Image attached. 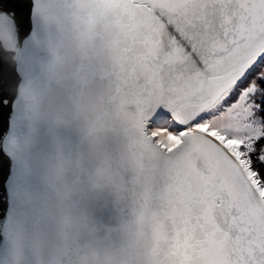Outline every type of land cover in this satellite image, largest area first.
I'll return each instance as SVG.
<instances>
[{
	"label": "snow or ice",
	"instance_id": "6c2138e0",
	"mask_svg": "<svg viewBox=\"0 0 264 264\" xmlns=\"http://www.w3.org/2000/svg\"><path fill=\"white\" fill-rule=\"evenodd\" d=\"M133 2L151 26L113 86L148 152L156 264H264V0ZM35 8L0 0V40Z\"/></svg>",
	"mask_w": 264,
	"mask_h": 264
},
{
	"label": "clouds",
	"instance_id": "9594fccd",
	"mask_svg": "<svg viewBox=\"0 0 264 264\" xmlns=\"http://www.w3.org/2000/svg\"><path fill=\"white\" fill-rule=\"evenodd\" d=\"M86 47L85 43L79 52L71 46L57 49L46 64H39L36 55L25 50L13 55L22 71L26 66L36 69L17 91L22 128L10 143L17 170L32 185L15 190L14 200L22 223L36 227L32 232L21 228L14 233L12 264H20L21 254L30 256L34 264H63L65 250L71 253L70 264H140L144 254L145 245L132 229H123L128 243L116 247L92 233L88 223L91 206L125 200L126 169L136 170L137 183L145 174L142 161L148 152L131 139L130 119L120 106L106 112L100 100L88 101L77 119L80 101L75 95L60 93L54 106L49 98L65 85L74 56ZM64 131H71L79 143H73ZM44 133L47 144L42 146ZM116 136L130 141L126 152L107 147ZM69 201L80 205L69 210Z\"/></svg>",
	"mask_w": 264,
	"mask_h": 264
},
{
	"label": "water",
	"instance_id": "95a60500",
	"mask_svg": "<svg viewBox=\"0 0 264 264\" xmlns=\"http://www.w3.org/2000/svg\"><path fill=\"white\" fill-rule=\"evenodd\" d=\"M151 19L133 0H36L32 32L24 39L16 38L15 44L0 40V264H12L13 235L21 230L32 232L34 223H22L21 213L14 200V191L32 186L28 177L17 170L10 143L21 131L23 115L19 107L17 91L23 87L26 77L35 67L26 66L22 71L13 59L14 53L25 50L34 53L39 64H46L57 49L71 46L82 54L74 56L65 85L50 94L54 102L60 93H70L80 101L78 119L90 100L103 102L110 113L122 107L127 118L132 99L118 93L113 86L115 73L121 62L133 52L143 49L149 33ZM73 143L77 137L71 131L62 132ZM47 144V134L42 135L41 145ZM130 141L122 136L114 137L107 147L116 153L126 152ZM92 158V154H89ZM145 174L136 182V170L128 168L125 179L129 191L118 204L94 205L89 212L88 223L92 233L116 246L128 243L123 229L133 230L135 238L143 241L144 254L140 264H156L153 238L149 230L151 217L142 198L151 192V168L148 157L142 161ZM79 201L67 202L69 210L79 207ZM70 251L63 252V264H70ZM20 264H34L33 259L21 254Z\"/></svg>",
	"mask_w": 264,
	"mask_h": 264
}]
</instances>
